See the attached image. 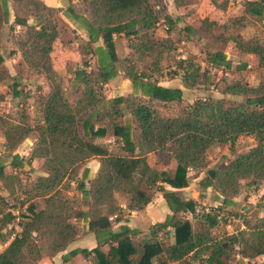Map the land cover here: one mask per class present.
Instances as JSON below:
<instances>
[{
	"label": "trees",
	"instance_id": "1",
	"mask_svg": "<svg viewBox=\"0 0 264 264\" xmlns=\"http://www.w3.org/2000/svg\"><path fill=\"white\" fill-rule=\"evenodd\" d=\"M12 1L16 5L13 23L24 29L14 36L16 49L25 66L44 76L49 91L37 99L40 122L34 128L24 123L6 124L0 115L8 151L13 152L36 131L38 137L28 163L43 160V174L32 185L34 195L42 199L41 209L30 203L17 217L0 196V244L4 245L0 264H55L53 259L80 235L79 221L95 236L96 247L71 250L61 257L60 264H71L77 256L90 264H225L222 259L235 245L240 246L238 254L244 259L264 257L263 220L254 225L247 222L246 230L217 243L211 230L219 224V216L198 210L196 201L177 192L189 186L190 170L207 167L210 148L228 144L229 152L234 153V144L241 136L254 137L257 146L237 155L215 170L213 176L206 173L199 186L212 188L218 195L216 199L222 197L223 205H232L242 180L253 178L254 185L264 184V90L236 82L228 84L223 92L242 96L243 102L210 96L183 105V89L211 87L208 67L222 73L231 68L224 53L230 42L235 52L257 58V64L264 67V40L246 37L250 33L248 19L264 23V0L245 2L243 13L223 24L202 21L198 32L210 45L205 54L207 69L201 71L188 59L196 58L193 55L180 60L172 77H178L181 88L159 85L163 77L160 64L173 50L170 39L156 37L159 14L154 6L160 0H80L82 12L89 19L88 42L83 44L95 60V82L110 87L109 81L122 71L132 84L131 92L110 98L108 107L91 79L94 70L75 72V81L83 85L75 104L65 96L51 59L54 45L60 43L55 21L60 8L48 7L40 0ZM19 10L31 14L39 24L20 19L16 14ZM67 12L79 17L72 6ZM8 21V0H0V45L2 29ZM116 34L124 35L130 51L122 61L115 53ZM100 39L103 47H92ZM130 53L137 58L135 63L147 60L148 66L138 70L129 59ZM77 54L81 56L79 50ZM246 68V64L236 66L237 70ZM9 78L0 54V84ZM13 96H19L14 87ZM122 107L131 117L128 123L118 121L123 116ZM107 135L114 140L118 152L97 141ZM150 154L166 155L173 161L172 173L150 166ZM91 160H96L99 167L86 187L78 174ZM87 173L85 169L83 178ZM6 179L0 159V181ZM71 181L77 183L82 200L90 202L87 210L75 208L63 195V188L69 187ZM155 193L162 195L171 213L163 222L152 225L147 233L127 226L113 230V223L122 221L128 211L143 209ZM117 194L126 198L125 209L118 204ZM186 214L191 215L195 225ZM16 218L19 231L10 228L6 232ZM159 234H171L173 241L165 242ZM203 256L204 261L200 260Z\"/></svg>",
	"mask_w": 264,
	"mask_h": 264
},
{
	"label": "rangeland",
	"instance_id": "2",
	"mask_svg": "<svg viewBox=\"0 0 264 264\" xmlns=\"http://www.w3.org/2000/svg\"><path fill=\"white\" fill-rule=\"evenodd\" d=\"M71 2L63 1L61 3L59 11L56 12L55 21L57 22V27L59 28V40L60 43L54 45L52 53V66L57 74L58 80L61 83V87L64 90L66 98L71 104H75L80 97L83 85L81 82H76L74 74L77 70H83L86 73L91 70L95 71L91 79L94 81V86L97 91L100 92L102 99L105 103V107H108L111 99V95L116 93V89L123 88L120 86L106 87L104 85H99L95 81L96 79V64L93 62L94 58L90 57L85 45L79 36L74 35L75 31L69 28V25L65 22L64 17L70 16L67 12L69 6H72L75 12L82 13L80 6V0H70ZM9 9V21L4 25L1 33V45L0 54L4 57V65L9 71L10 78L0 84V115L6 124H25L26 126L34 128V126L40 122L39 113L36 111L37 99L40 96L45 95L49 91L48 84L43 75L30 70L22 62L20 53L17 51L14 44V36L20 34L24 29L20 26L14 25V12H16V5L12 0H8ZM17 16L20 19L27 20L28 24H39V20L33 17L26 11L19 10ZM13 20V21H10ZM231 20V18H230ZM11 22V23H10ZM13 23V24H12ZM13 29H10V28ZM247 28L249 29V35L247 38L258 39L259 41L264 40V23L256 22L252 19L247 20ZM233 34H235L233 32ZM238 34V33H237ZM180 47L173 46V50L167 58H163L160 66L163 70V77L160 81L169 82L174 71H177V63L185 58H175L178 54L179 49L180 55L187 54V56H192L191 52L196 53L193 55L196 58L191 59L193 64L199 66L201 71L207 69V64L205 62L204 53L207 46H202L200 44H195L189 46V44L184 43V45L179 44ZM81 52V56L74 54L77 51ZM67 51V52H65ZM129 59L132 62H137L135 55L130 53ZM232 66L229 70H224L222 73L218 69L208 67L207 72L210 74L209 78L211 82V87L208 90L204 89L203 86H199L192 90H186L183 92V105L192 102L196 98L204 97H214L224 99L227 102H243L244 98L238 95L226 94L223 92L228 84H233L240 82L242 84H247L252 88H258L264 90V67H260L257 64V58H229ZM123 60V58H119ZM148 61L145 60L141 63H135L138 70L145 69L148 66ZM246 64L248 67L245 70H237L236 66ZM120 66V64H118ZM180 72V71H179ZM181 73V72H180ZM166 74V75H165ZM13 87L15 91L19 93V96H13ZM113 89V90H112ZM121 92V90H119ZM123 108V107H122ZM131 117L129 113L123 108V116L118 118L120 123L130 122ZM108 120L102 123L106 126ZM98 126V125H96ZM37 132L33 131L27 138L19 144L13 152L8 151L5 140L3 137V132L0 129V159L4 163L6 181H0V196L6 199L11 211L15 216H19L24 212L28 204H34L36 209L39 210L43 207V202L40 197H36L33 193L32 185L37 180V178L43 174L42 164L43 160L32 159L30 163L28 160L31 157L32 149L37 140ZM97 141L104 143L112 152H118V148L115 146L114 140L107 135L105 138ZM258 140L252 136H241L237 139L234 144V153L229 152L228 144L216 145L210 148L207 152V167L203 170H190V184L189 189L193 190L199 188V182L194 179L199 174L202 173V178H204L211 171L214 175V171L225 166L230 160L234 159L237 155L249 151L251 148L257 146ZM17 156V160L13 161V156ZM148 161V160H147ZM16 164V167H14ZM150 166L155 169L161 170L166 169L169 173H172L175 163L167 158L166 155L153 156L150 158ZM96 164V160L89 161L78 174V178L83 179L86 187H88V180L92 179L93 173L92 168ZM87 169V177L83 178V172ZM77 183L71 181L69 187L63 188V195L71 200L75 208L80 210H87L90 202L82 200V193L80 190L76 189ZM211 189V193H208L204 198L202 195H194L196 198L197 209L205 212H212L219 216V224L211 230V235L217 243L225 240L228 236L233 234H238L241 231L246 230V223L249 225L258 224L261 220L264 221V184L263 182H257L254 185V179H246L240 182V188L238 195L233 198L236 200V205L231 207H223L216 205L211 199L213 198L215 191ZM158 193H155L153 199ZM203 197V198H202ZM250 198V201L245 200ZM207 199V200H206ZM116 200L119 205L126 206L127 200L123 195L117 194ZM216 206V207H214ZM186 217L191 221L192 225H195V221L192 220L190 214H186ZM252 218V219H251ZM19 219H15L13 224L5 230L10 232L9 229L13 228V232L19 231L17 227ZM245 224V225H244ZM244 225V229H243ZM77 226L80 230V235L74 240L79 241L76 246H86L90 245L91 233H88L84 223L81 221L77 222ZM112 227L116 229V226L112 224ZM248 228V227H247ZM165 242H172V235L159 234ZM138 240H141L139 237ZM72 242V243H74ZM72 243L70 245H72ZM69 245V248H70ZM227 246V243L224 244ZM4 245L0 244V252L3 250ZM68 248V249H69ZM240 246L235 245L230 253H227L222 260L225 264H264V259L258 257L255 259H244L238 253ZM60 254L55 257V264L59 263L61 259H58ZM204 256L200 260L204 261ZM186 264H191L185 262ZM74 264V263H71Z\"/></svg>",
	"mask_w": 264,
	"mask_h": 264
},
{
	"label": "crops",
	"instance_id": "3",
	"mask_svg": "<svg viewBox=\"0 0 264 264\" xmlns=\"http://www.w3.org/2000/svg\"><path fill=\"white\" fill-rule=\"evenodd\" d=\"M45 5L51 8H60L62 7L61 3L66 0H40ZM247 1H254V0H160V3L155 4L154 10L157 11L159 14V23L156 26L155 33L156 37L160 39H170L171 43L175 47H180L179 44L184 45V43L189 44V46H193L195 44H200L202 46L209 47L208 41L202 37L198 30L202 24V21L207 19L209 22H217L218 24H223L228 19L241 15L243 13V5ZM68 2V0H67ZM79 17H75L71 15L68 17H64L65 22L69 25V28L72 31H75L76 36H79L83 42H88V32H87V22L89 19L86 17L85 14L76 13ZM14 19V16H12ZM13 21V20H10ZM11 23V22H10ZM114 45H115V53L118 58H125L129 54V49L127 48L126 41L124 39L123 34H116L114 35ZM92 47H103V42L100 39L97 43L92 44ZM179 49L177 50L178 54L175 58H187V54L180 55ZM67 52V51H65ZM191 55H197L196 53L191 52ZM227 58H249L253 57L251 55H240L233 50L232 43H228L226 45V49L224 51ZM76 55V53H74ZM206 51L204 53V58H206ZM79 57V55H78ZM230 60V59H229ZM95 62V60H93ZM248 67V66H247ZM109 85L112 88L116 85L117 87L122 85L123 88L116 89V93L111 95V89L106 93H110L111 98H115L117 96H121L125 93L132 91V84L128 79L124 78V74L122 71H118V74L109 81ZM159 85L163 87L181 88L180 80L171 79L169 82L160 81ZM113 90V89H112ZM121 90V92L119 91ZM186 91L183 89V92ZM108 99H110L108 97ZM156 155L150 154L147 158L148 163H150V158ZM99 167V163L96 161V164L92 168V173L94 178L97 170ZM165 170V169H162ZM196 182L202 180V173L199 174L194 179ZM167 189H170L166 186ZM187 188L177 190L185 199H192L196 201L194 195H202L204 198L208 193H211V189H201L200 187L195 188L193 190ZM218 196L216 193L214 194L213 198L211 199L216 205H220L223 207H231L236 205V200H232V205H223L222 197L216 199ZM202 197V198H203ZM216 199V200H215ZM207 200V199H206ZM250 201V198L245 200ZM197 202V201H196ZM122 209H125L126 206L120 205ZM216 207V206H214ZM170 211L162 198L161 194H157L152 201L147 204L141 210H135L131 212H127L122 219V221L118 223H113L116 226V229L113 227L114 231H117L121 226H127L130 229L139 230L142 233H147L148 229L156 224L163 222L164 219L170 215ZM90 245L86 246H76L79 242L78 240L68 246L67 250L60 253L58 259L66 254L67 252L78 249V248H87L92 249L96 247V240L95 236L91 233L90 237ZM106 251V248H103ZM264 259V257H262ZM55 261V258L53 259ZM264 261V260H263ZM55 263V262H54ZM61 260L59 263L60 264ZM74 264H90L89 261H83L79 256L73 259Z\"/></svg>",
	"mask_w": 264,
	"mask_h": 264
},
{
	"label": "water",
	"instance_id": "4",
	"mask_svg": "<svg viewBox=\"0 0 264 264\" xmlns=\"http://www.w3.org/2000/svg\"><path fill=\"white\" fill-rule=\"evenodd\" d=\"M209 174H212V172L210 171Z\"/></svg>",
	"mask_w": 264,
	"mask_h": 264
}]
</instances>
